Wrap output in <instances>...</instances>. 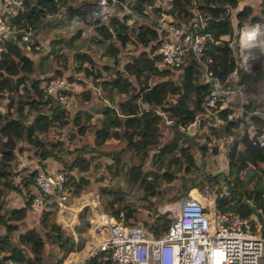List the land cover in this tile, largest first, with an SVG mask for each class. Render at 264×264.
<instances>
[{"label": "trees", "instance_id": "1", "mask_svg": "<svg viewBox=\"0 0 264 264\" xmlns=\"http://www.w3.org/2000/svg\"><path fill=\"white\" fill-rule=\"evenodd\" d=\"M24 1L22 10L17 14L7 13V16L18 30L31 26L33 35L38 22L53 23L63 9L68 19L80 15L87 21L86 11L80 6L81 0ZM123 1L134 4V7L137 5L139 10L145 4L154 3V0ZM193 1L203 9L207 19V55L214 58L218 75L224 79L236 66L231 48L234 36L232 11L239 6L240 0H168L167 11L174 14L179 22L189 20L194 18ZM254 13V8L246 5L235 17L241 25L261 20L264 17V1L261 4L262 16ZM85 24L93 30L92 41L105 46V57L111 59L112 66L117 69L115 76L109 75L111 69L108 65H99L89 52H83V45L76 44L81 30L64 41L74 51V56L62 48L46 52L40 40L24 41L21 31L7 38L3 45L0 41V100L6 92H11L7 111L0 110V142L6 137L13 139L19 144V154L29 149V156L35 157L46 172L50 171L49 162H61L64 169L59 170L68 172L67 190L70 195L73 193L81 196L94 188L88 173L91 169L99 171L103 168L101 159L109 158V163L104 167V176L96 178L97 182L104 181L105 176L110 178L109 183L99 187L104 210L125 224L134 225L139 218V207L143 205L154 212V219L145 220L144 227L160 236L169 229L172 220L158 212L157 207L152 209V199L160 194L164 183L172 184L180 178L182 171L191 175L199 169L195 153L192 152V146H197V140L187 136L182 126L187 127L203 113V102L210 86L201 81L197 63L191 57L180 66L177 80L174 79V71L171 73L167 68H159L161 57L158 49L163 33L156 28L129 26L118 17H112L108 22L90 21ZM52 42L60 43L61 40ZM129 44L135 45L138 51L134 49L127 52ZM45 52L52 59L57 53L53 60H60L63 65L61 70L73 65L74 74L68 78L73 82L76 80L83 87L80 92L79 87L78 90L65 91V103L59 102L55 96L47 95L45 87L52 76L39 77V67L34 56ZM78 73H82L83 77L77 78ZM56 76L64 75L59 72ZM258 80L260 85L255 90L261 97V103L255 107L264 111V78ZM96 89H100L101 94ZM80 95L86 101H91L95 96L108 104L101 112V125L93 130L91 146L87 149L76 147L67 152V147L61 142L47 143L42 137L53 131L63 135L65 131L62 130L66 127L71 129L69 141H73L78 134L81 137L88 134L94 126L91 122L96 114L85 107L73 112L67 105L70 97L80 98ZM228 113L229 110H223L219 114L223 120L228 121L225 126L227 133L239 126L234 120L228 119ZM165 116L174 121L173 124H167ZM203 125L202 122L199 127ZM211 128L214 132V126ZM111 139L124 140L127 145L107 151L103 147ZM242 143L244 147L241 150L238 142L230 150L229 166L240 164L241 168H247L251 164L257 169L260 163H264V148L253 146L247 136H244ZM9 145H4L9 150L3 151L0 148V226L4 227V231L0 227V264H62L65 254L63 257L60 254L67 253L72 247L70 238L67 239L60 230H56L55 222L51 221L52 225L46 222L42 230L29 226L26 231L18 233L20 226L29 217L34 197L39 193L35 183L38 169L31 172L21 169L19 155ZM67 154H72V158H68ZM134 158L137 162H132ZM261 170L263 172H259L264 173V169ZM121 177L128 190L121 184L113 183ZM30 186L32 188L29 190ZM230 189L233 194L217 196L218 208L222 211L228 209V202L234 196V210L251 218L255 224L261 222L264 230V185L258 184L257 188L246 193L252 203L243 202L244 194L237 193L234 187L230 186ZM129 190H143L144 194L137 201L132 200L129 198ZM14 191L20 193L24 202L22 206L9 204L8 194ZM53 205L44 210L43 220L51 214ZM58 225L61 226L60 223ZM48 245L56 246L58 251L53 250L54 254L51 255ZM86 264L113 262L108 252L101 251Z\"/></svg>", "mask_w": 264, "mask_h": 264}, {"label": "built area", "instance_id": "2", "mask_svg": "<svg viewBox=\"0 0 264 264\" xmlns=\"http://www.w3.org/2000/svg\"><path fill=\"white\" fill-rule=\"evenodd\" d=\"M24 4V0H2L1 45L10 36L19 34L18 31L23 33L24 41L32 40L31 26L18 30L7 16V13L17 14ZM193 5L194 18L179 22L174 14L167 11L168 0H154V3L145 4L140 10L137 5L134 7V4L123 0L80 1V6L87 12L86 19L92 22H108L112 17H118L129 26H149L162 32L158 49L160 69L178 72L189 57L195 60L201 81L210 86V91L203 102V113L187 127L182 126L184 132L191 135L193 128L202 122L209 129L214 119H218L217 123H223L226 120L219 114L229 110L228 119L239 125L240 138H235V135L226 138L213 136L212 140H207L205 136L213 133L205 132L202 142L211 151L217 149L220 159L223 156L228 158L237 142L241 150L244 136L253 146L264 148V111L255 107L261 102L255 90L260 85L258 79L264 78V17L241 25L235 17L240 7L233 9L231 48L236 66L223 79L218 75L214 58L206 52L207 19L203 9L198 7L196 1H193ZM45 89L48 96H55L59 102L65 103V91L78 90V85L67 76H52ZM96 90L101 94L100 89ZM165 120L167 124L174 122L166 116ZM222 142L228 144V148ZM218 143L221 146L217 145L216 148ZM38 169L35 183L39 193L34 197L30 211L42 213L51 204L66 209L70 199L68 172ZM217 196L216 192L214 203L206 204L192 194L181 195L169 204L167 211L172 223L160 236L146 229L142 222L127 225L113 214L102 211L104 224L100 225L101 229L96 234L91 231L90 235L95 236L92 241L64 264H86L101 251L109 253L113 264H264L263 224H255L251 218L233 211L230 204L227 205L228 209L222 211L217 206ZM104 226L106 228L103 230ZM102 230L105 232L103 239L95 240Z\"/></svg>", "mask_w": 264, "mask_h": 264}, {"label": "rangeland", "instance_id": "3", "mask_svg": "<svg viewBox=\"0 0 264 264\" xmlns=\"http://www.w3.org/2000/svg\"><path fill=\"white\" fill-rule=\"evenodd\" d=\"M1 4H2V0H0V5ZM254 14L262 16V14L259 13V10H257L256 13ZM86 15H87V12H86ZM86 20L87 21H85L80 15H76L75 18L70 20L65 14V9H63L61 15L58 17V19H55L53 23L42 24L41 22H38L37 30L34 33L32 39L33 41L40 40L41 45L46 50V52H49L55 48H58V49L62 48L64 51L71 52L72 56H74L75 54L74 51L71 49V47L65 44L64 41L69 40L71 37L78 34L79 31L81 30V34L79 38H77L76 44L83 45L84 47L83 52H89L95 59V62H97L99 65L101 66L108 65L109 68L111 69V71H109V75L115 76L117 74V69L112 66V60L105 57L104 55V52L106 51L105 46L103 44H97L92 41V37L94 35L93 30L91 27L86 26L85 24L86 22H90L91 20L89 19H86ZM49 30H50V34H49ZM52 40H61V42L54 43L52 42ZM134 49H136V46L133 44H129L128 47H126L127 52L134 50ZM46 52L35 54V56L33 55L39 67V73H40L39 77L40 78L56 76L57 74H59V72H62V75L67 76V77H70L74 74L73 65L70 68L68 67L69 69L66 68L64 70H61L63 69V65L60 64V60L57 59L56 62L53 60V59H56L57 53L52 59V56H49V54ZM124 54H126V52H124ZM170 72L173 73V70H170ZM173 76H174V79L176 80L179 79L180 72L179 71L174 72ZM80 77H83L82 73L77 74V78H80ZM74 81L77 83L78 87L80 88L78 92L82 91L83 87L76 80ZM9 94H11V92H6L5 95L2 96L3 98L0 100V110H2L3 112L7 111V104L9 102V98H8ZM253 99L255 100V98ZM106 104L108 103L105 101L98 100L97 98H95V96L91 101H86L85 97L83 98L81 95H80V98L76 96L70 97L67 105L71 111L76 112L77 110L85 107V108H88V110H90L91 112L96 114L93 122H91V124L94 125L93 128H90V130L88 131V134L85 136L81 137V135L78 134L77 136L74 137L73 141H69L70 140L69 138L71 135V129L67 127L64 130H62V131H65L63 135L62 134L60 135V133L57 131L55 132L53 131V132L47 133L46 135H43L42 137L43 140L47 141V143L49 141H52V142L57 141L59 143L61 142L65 148L67 147V152H70L71 149H74L76 147L83 146L85 147V149L89 148L91 146L92 141L94 140L93 130L101 125L100 120L103 116L101 112ZM217 121L218 119H214L211 121L212 122L211 124H213V122L217 123ZM207 132L212 133L213 132L212 128L210 127L209 129H207ZM192 135H195V136L198 135L197 127L193 128L191 136ZM2 140L3 141L0 142V148L3 151L9 150V148L4 145L5 143H10L9 147L11 148L13 147L14 150H16V152L18 153L19 158H20L19 161L21 164L20 165L21 169H25L26 171L30 170V172L38 168L43 170V168L41 167V164L36 160V158L33 156H29V153H30L29 149H26L24 154H19V151H18L19 144L15 143L13 139L10 140L8 137H6ZM125 145H127L125 141L112 142V140H109L106 142V144H104L103 148L107 151H111V150L121 149ZM195 146L196 145H193L192 149L195 148ZM211 153L213 154L211 157L205 156L204 158L201 154L195 155L199 169H196L194 174L188 175V174H185L184 171H182L180 173V178H178L174 183L172 184L164 183L161 187L160 194H157V196L152 199L153 200L152 201L153 204H151L152 209H156L157 207L158 212H160L161 214H166L167 218H169V213L167 211V208L170 203L177 200L182 195V191H184V194H192V195L194 193L196 195L198 194L200 195V197H202L200 199H202L203 201H205L204 199H206L205 202L207 204H213L215 201L216 192H217V195H223L226 193L228 195L233 194V192L230 189V186L234 187L237 193L239 192L241 194H244L243 202H246V199H247L246 193L248 191H251L257 188L258 184L259 186H261L262 184L264 185V173H261L263 172L261 169H264L262 167L264 164L260 163L257 169H255L251 164L249 165L250 167H247V168H241L240 164H238V166H235V167H232V166L228 167L227 164L229 165L231 164L230 159L228 161V158L225 156H223L222 159H220L219 154L216 155L217 152L215 150H213ZM126 154L129 155L128 153ZM67 156L68 158H72L73 155L67 154ZM106 161L107 159L103 160L104 163H106ZM133 161L137 162L136 158L132 159V162ZM59 163L61 162H58L56 160H54L51 163L49 162L48 169H50L51 171L58 170V168L63 167L62 165L58 166L60 165ZM149 166L150 165L148 164V167ZM259 170L261 172H259ZM219 172L221 174H219ZM222 172H224V174ZM104 173H105V170L103 171V173H99V171H92V172L90 171L89 175L93 174V176H90V178L91 180L95 179V182L93 181L94 184L98 183L95 185H101L102 183L107 184L110 182L109 176H105L106 179L104 181L97 182L96 178L98 179L101 178L102 176H104ZM19 180L20 179H18V182ZM113 183L121 184L125 190H128V186L124 182V179L122 180V177L115 179ZM194 185H198V186L195 187ZM31 188L32 187L30 186L28 189L30 190ZM94 190L86 191L84 193L85 194L84 198L87 200H92V202L95 204L97 200L96 195H97V198H99V195H98V191L96 190L94 191ZM89 191H93V192L88 193ZM143 194H144L143 190L141 191L140 190H137V191L129 190V198L132 200L134 199L137 201ZM74 197H76L75 199L76 201H75V204H74L75 206L73 207V209L75 208V210L77 211L78 210L76 208V206L78 205L77 203H80L81 201V199H78V198L82 196H78L72 193L70 195V199L68 202L69 204L73 202ZM7 198L11 206H22L24 204L20 196V193H18L17 191H14L8 194ZM174 198L176 199L173 200ZM228 203L231 205L230 207L233 209V211H235L234 205L236 204V200L234 196L231 197ZM142 206H140L138 210L139 218L137 222H142L144 225H146L145 220H149L150 218H152V220L154 219L153 218L154 212L153 211L151 212L150 209H147V207L145 206L142 207ZM51 210H52L51 214L49 213L47 218L44 220L42 219L43 212L42 213L30 212L29 217L26 219L27 221H24V224L20 226L18 233L20 231H24V230L26 231L29 228V226H33V227L36 226L42 230V228H45L44 224L46 222L49 225H52L51 221H53V223L55 222V224H57L55 225L56 230H60V232L64 234V236L67 237V239L70 238V241H71V247H72L71 250H69L67 253L60 254L61 257H63V255L65 254V257L63 258V262H62V264H64L69 259V257L70 259H73L75 256H77L79 250L84 249L90 243V241H92V239L95 236L90 235V233L93 230L94 234H96V231L99 230L100 224L101 225L104 224L102 222L103 218L101 214L98 212L100 214V220H98V217L93 213L91 208L88 206H85L79 211V214L77 213V216H76L78 219L77 222H75L74 224L73 222L70 223L71 229H72L70 230L68 226L63 225V223L60 226L54 220L55 213L58 210H60V206L58 204H55L53 205V209ZM66 211H63V212H66ZM70 215L72 218V215H74L73 212H70L68 216ZM47 224H46V227H48ZM0 227H1V230L4 231V227L3 226H0ZM105 228L106 226H104L102 229L104 230ZM103 230L101 232L99 231V234H97L95 240L99 241L103 239V237L105 236V232ZM47 248H48V252L51 255L54 254L53 250H56V252L58 251L56 246L48 245Z\"/></svg>", "mask_w": 264, "mask_h": 264}, {"label": "crops", "instance_id": "4", "mask_svg": "<svg viewBox=\"0 0 264 264\" xmlns=\"http://www.w3.org/2000/svg\"><path fill=\"white\" fill-rule=\"evenodd\" d=\"M264 0H240V2H239V6L238 7H240V9H242L244 6H246V5H251L253 8H254V11H255V13H256V11L257 10H259V13H261V4H262V2H263ZM0 7H1V5H0ZM35 58V57H34ZM109 102V101H108ZM225 121V120H224ZM222 122V121H221ZM221 122H218L217 124L216 123H214L213 122V124L211 125V126H214V128H215V131L213 132V134H211L210 136H205V138L207 139V140H212L213 139V136H216V137H221V136H224V138H226V137H229L230 135H235L234 137L236 138H240V136H241V134H240V131H239V129H233V131L232 132H228L227 133V130H226V127L225 126H227V124H228V121H225V122H223V123H221ZM201 124V123H200ZM200 124L197 126V128H198V135L197 136H195V135H190V134H188V133H186L187 134V136H189V137H191L192 139H196L197 140V146H195V148H193L192 149V152H194L195 153V155L196 154H201L202 156H203V158L205 157V156H212L213 154L211 153L212 151H211V149L210 148H208L207 147V145L206 144H204L203 142H202V139H203V136H202V134H204L205 132H207V126L208 125H203V127H199L200 126ZM204 124V123H203ZM171 125V124H170ZM210 126V127H211ZM221 128H223V131H220L221 130ZM169 137H171V134L169 135ZM168 137V138H169ZM112 140V142H119V141H124V140H117V139H111ZM221 143V142H220ZM220 143H218V144H216V148H217V145L220 147L221 145H220ZM223 143V146H225L226 148H228V144H226L225 142H222ZM205 148V149H204ZM219 149V148H218ZM240 149H242V148H240ZM215 151L217 152V149H215ZM216 154H218V153H216ZM104 159H107V161H106V163H104L103 162V160ZM212 161H214V160H212ZM101 162L103 163V168H101L100 170H99V173H103V171L105 170L104 169V167H105V165L106 164H108L109 163V158H106V157H104V158H102L101 159ZM60 165H58V166H61L62 165V163H59ZM59 169H64V167H61V168H58V170ZM50 170V169H49ZM51 171V170H50ZM92 171H95L94 169H91V172ZM207 171V170H206ZM90 173V172H89ZM88 173V174H89ZM98 173V172H97ZM219 174H221L220 172H219ZM89 177L90 176H93V174H91V175H88ZM87 176V177H88ZM94 182H95V179H92ZM95 184H98V183H95ZM94 184V188H92V189H90V190H96V191H98V195H99V198H97V195H96V202H95V204L92 202V200H87V199H85L84 198V196H85V194L84 195H81L82 197H80V198H83V199H81V201H80V203H77L78 205L76 206V208L78 209L77 211L75 210V208L73 209V207L75 206L74 204H75V199H76V197H74V199H73V202L71 203V204H69V203H67V204H69V205H66L67 206V208L65 209V210H63V209H61L60 208V210H58L56 213H55V221L57 222V223H60V224H62L63 223V225H66V226H68V228H70V230H72L71 229V222H73V224L75 223V222H77V213L79 214V211L83 208V207H85V206H88V207H90L91 208V210L93 211V213L98 217V220H100V214H101V212L102 211H105L104 210V206H103V204H102V202H101V199H100V189H99V187L101 186V185H106V183H102L101 185H95ZM94 190V191H95ZM90 192H93V191H89L88 193H90ZM88 193H86V194H88ZM72 198V197H71ZM80 198H78V199H80ZM246 202H248V203H252V201L251 200H249V199H246ZM103 206V207H102ZM67 210V211H66ZM63 211H66V212H63ZM76 211V212H75ZM70 212H73V214L74 215H72V218H71V215L70 216H68L69 214H70ZM100 214H99V213ZM76 213V214H75ZM101 225V224H100ZM100 228V227H99ZM2 231V230H1ZM25 231V230H24ZM93 231V230H92Z\"/></svg>", "mask_w": 264, "mask_h": 264}, {"label": "bare ground", "instance_id": "5", "mask_svg": "<svg viewBox=\"0 0 264 264\" xmlns=\"http://www.w3.org/2000/svg\"><path fill=\"white\" fill-rule=\"evenodd\" d=\"M195 189V188H194ZM195 197H198V198H202V197H200V196H197L195 193L193 194ZM205 201H206V199H204ZM204 201V202H205ZM207 204V203H206Z\"/></svg>", "mask_w": 264, "mask_h": 264}, {"label": "water", "instance_id": "6", "mask_svg": "<svg viewBox=\"0 0 264 264\" xmlns=\"http://www.w3.org/2000/svg\"><path fill=\"white\" fill-rule=\"evenodd\" d=\"M224 174V172H222ZM219 175V174H218ZM184 194V191H182V195ZM80 199H83V198H80Z\"/></svg>", "mask_w": 264, "mask_h": 264}, {"label": "flooded vegetation", "instance_id": "7", "mask_svg": "<svg viewBox=\"0 0 264 264\" xmlns=\"http://www.w3.org/2000/svg\"><path fill=\"white\" fill-rule=\"evenodd\" d=\"M198 196H200V195H198Z\"/></svg>", "mask_w": 264, "mask_h": 264}]
</instances>
